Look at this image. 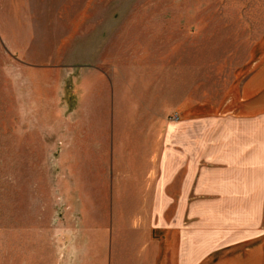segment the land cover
I'll use <instances>...</instances> for the list:
<instances>
[{"label": "rangeland", "instance_id": "1", "mask_svg": "<svg viewBox=\"0 0 264 264\" xmlns=\"http://www.w3.org/2000/svg\"><path fill=\"white\" fill-rule=\"evenodd\" d=\"M252 62L264 0H0V264H147L217 218L155 193L157 157Z\"/></svg>", "mask_w": 264, "mask_h": 264}, {"label": "crops", "instance_id": "2", "mask_svg": "<svg viewBox=\"0 0 264 264\" xmlns=\"http://www.w3.org/2000/svg\"><path fill=\"white\" fill-rule=\"evenodd\" d=\"M235 82L217 108L178 119L169 156L157 157L169 166L166 178L160 166L155 193H169L180 211L218 217L176 220L169 244H155L147 264H264V62ZM231 227L232 242L221 247L222 228Z\"/></svg>", "mask_w": 264, "mask_h": 264}]
</instances>
